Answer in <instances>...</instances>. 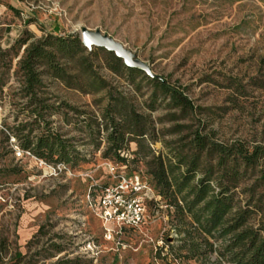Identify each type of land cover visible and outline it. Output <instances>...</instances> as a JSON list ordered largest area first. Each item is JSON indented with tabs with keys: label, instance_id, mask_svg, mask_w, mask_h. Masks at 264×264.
<instances>
[{
	"label": "rangeland",
	"instance_id": "1",
	"mask_svg": "<svg viewBox=\"0 0 264 264\" xmlns=\"http://www.w3.org/2000/svg\"><path fill=\"white\" fill-rule=\"evenodd\" d=\"M54 25L58 36L79 37L85 29L112 38L153 77L181 91L193 109L175 106L146 73L148 79L111 73L108 52L95 47L91 61L104 90L85 94L44 75L41 87L27 93L18 62ZM21 39L27 42L19 47ZM112 99L147 122V137L130 138L122 153L126 174L154 192L148 163L161 157L178 176L184 168H177V155L192 153L194 134L264 147V0H0V264H231L218 252L224 242L203 234L216 251L205 254L201 246L204 253L192 256L189 247L201 237L188 217L179 224L165 201L150 207L155 213L139 230L104 238L85 196L91 178L99 187L108 181L106 166L115 161L107 154L104 120ZM46 130L68 144L70 162L21 149L24 136ZM57 163L72 175L47 169ZM258 178L241 179L235 207L250 199L245 190ZM259 184L255 200L264 194V178ZM258 220L253 215L250 223Z\"/></svg>",
	"mask_w": 264,
	"mask_h": 264
},
{
	"label": "trees",
	"instance_id": "2",
	"mask_svg": "<svg viewBox=\"0 0 264 264\" xmlns=\"http://www.w3.org/2000/svg\"><path fill=\"white\" fill-rule=\"evenodd\" d=\"M57 32L58 27L54 25L52 32L25 47L18 62V71L24 78L26 92L33 94L40 88L44 75L59 81L66 88L85 94L104 90V80L93 69V48H85L77 35L58 36ZM26 42L27 39H21L16 45L21 47ZM107 55L106 68L111 73L144 75L145 72L139 69L125 66L113 53L108 52ZM151 81L171 98L175 106H181L183 110L193 109L191 101L165 79L152 77ZM45 108L48 107L40 110ZM104 120L105 130H109L107 154L114 158L112 163L128 167L127 156L122 152L131 142L130 138L143 140L147 137L146 120L134 111L128 112L118 99H112ZM20 147L32 151L41 159L53 161L56 158L55 162L65 163L71 161L68 144L49 130L36 138L24 136ZM191 152L190 155H177V168H184L178 176L161 157L153 158L148 163L158 198L156 202L148 201L149 214L153 216L155 213L150 207L158 208V203L165 201L168 207L173 208L179 224H188V217L192 221L193 231L199 237L203 234L215 242L222 240L224 244L218 252L222 257L228 255L231 264H264V194L260 193L255 200L259 183L264 178V147L218 144L197 133L191 141ZM198 173L200 177L193 182ZM259 173L262 179H256L251 188L245 190L250 194V199L243 207H235V190L241 179ZM253 215L259 217L256 225L250 223ZM186 235L192 234L186 231ZM185 246L184 243L183 248ZM201 246L205 254L216 251L213 243L201 237L200 244L192 243L189 247L192 256L204 253H199Z\"/></svg>",
	"mask_w": 264,
	"mask_h": 264
},
{
	"label": "built area",
	"instance_id": "3",
	"mask_svg": "<svg viewBox=\"0 0 264 264\" xmlns=\"http://www.w3.org/2000/svg\"><path fill=\"white\" fill-rule=\"evenodd\" d=\"M47 169L54 175L62 172L72 175L62 163L49 165ZM106 169L108 181L99 187L91 178L85 200L89 212L101 223L104 238L114 241L126 231L147 225L151 218L147 203L158 198L146 182L129 177L126 166L110 162Z\"/></svg>",
	"mask_w": 264,
	"mask_h": 264
},
{
	"label": "water",
	"instance_id": "4",
	"mask_svg": "<svg viewBox=\"0 0 264 264\" xmlns=\"http://www.w3.org/2000/svg\"><path fill=\"white\" fill-rule=\"evenodd\" d=\"M80 40L85 48L88 50L95 48H102L107 52H111L115 57L121 59L123 64L129 68H136L145 72L149 77H153L148 67L141 61L137 60L135 56L125 49L120 43L114 41L112 38L101 35L99 32H91L82 29L80 32Z\"/></svg>",
	"mask_w": 264,
	"mask_h": 264
}]
</instances>
